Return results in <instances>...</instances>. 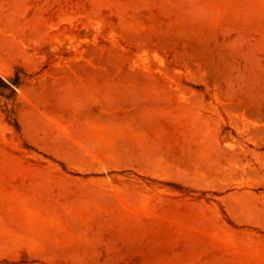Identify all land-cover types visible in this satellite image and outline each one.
I'll return each instance as SVG.
<instances>
[{
	"label": "rangeland",
	"instance_id": "1",
	"mask_svg": "<svg viewBox=\"0 0 264 264\" xmlns=\"http://www.w3.org/2000/svg\"><path fill=\"white\" fill-rule=\"evenodd\" d=\"M0 264H264V0H0Z\"/></svg>",
	"mask_w": 264,
	"mask_h": 264
}]
</instances>
